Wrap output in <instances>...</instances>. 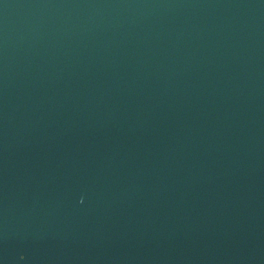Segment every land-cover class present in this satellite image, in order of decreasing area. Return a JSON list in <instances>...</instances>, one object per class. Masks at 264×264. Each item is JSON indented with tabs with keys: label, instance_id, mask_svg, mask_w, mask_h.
<instances>
[{
	"label": "water",
	"instance_id": "water-1",
	"mask_svg": "<svg viewBox=\"0 0 264 264\" xmlns=\"http://www.w3.org/2000/svg\"><path fill=\"white\" fill-rule=\"evenodd\" d=\"M0 264H264V0H0Z\"/></svg>",
	"mask_w": 264,
	"mask_h": 264
}]
</instances>
